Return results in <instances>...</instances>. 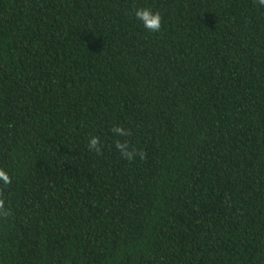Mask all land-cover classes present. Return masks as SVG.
<instances>
[{
  "label": "trees",
  "instance_id": "1",
  "mask_svg": "<svg viewBox=\"0 0 264 264\" xmlns=\"http://www.w3.org/2000/svg\"><path fill=\"white\" fill-rule=\"evenodd\" d=\"M0 168V264H264V7L0 0Z\"/></svg>",
  "mask_w": 264,
  "mask_h": 264
},
{
  "label": "clouds",
  "instance_id": "2",
  "mask_svg": "<svg viewBox=\"0 0 264 264\" xmlns=\"http://www.w3.org/2000/svg\"><path fill=\"white\" fill-rule=\"evenodd\" d=\"M255 2L264 7V0H255ZM135 18L139 20L145 29L152 33H159L162 29L163 18L159 11H153L147 7H139L135 9ZM111 132L118 137H130L132 132L123 125L113 126ZM115 149L120 155L130 163L138 156L141 160L146 158V153L142 150H137L131 146L128 140L115 141ZM87 148L97 154H102L101 139L99 136H91L87 143ZM12 184V177L4 169L0 168V219H7L12 214V209L7 204V198L4 194L5 188Z\"/></svg>",
  "mask_w": 264,
  "mask_h": 264
}]
</instances>
